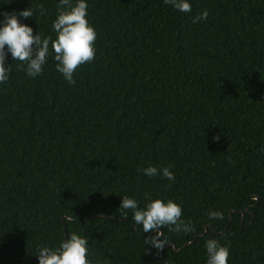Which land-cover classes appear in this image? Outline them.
<instances>
[{"label":"trees","instance_id":"trees-1","mask_svg":"<svg viewBox=\"0 0 264 264\" xmlns=\"http://www.w3.org/2000/svg\"><path fill=\"white\" fill-rule=\"evenodd\" d=\"M58 3L0 0V14L29 7L21 22L55 38ZM190 3L88 0L96 54L74 85L51 56L36 78L6 58L0 264H38L39 246L73 232L93 264H206L208 239L229 247V264H264V0ZM169 165L174 182L138 171ZM125 195L175 201L193 230L164 227L163 249L145 244Z\"/></svg>","mask_w":264,"mask_h":264},{"label":"clouds","instance_id":"clouds-1","mask_svg":"<svg viewBox=\"0 0 264 264\" xmlns=\"http://www.w3.org/2000/svg\"><path fill=\"white\" fill-rule=\"evenodd\" d=\"M172 9L181 13H190V0H164ZM88 0H59L58 12L52 22V36H41L33 33V28L21 22V18L29 19L35 13L27 7L19 12L0 14V86L7 84L10 79L12 66L6 63L10 55L18 67L25 70L30 78L39 77L49 57L55 61V71L58 72L69 85L75 84L74 73L81 65L91 63L95 59L94 47L97 33L88 19ZM43 14L44 9H39ZM207 10H203L194 17L193 22L206 19ZM213 142L219 141V136L212 137ZM146 177L159 175L163 179L174 182L176 177L171 171V165L157 168L148 166L139 169ZM146 203L140 206L137 199L130 196L120 198L119 209L123 214L131 210L132 221L142 227L143 233L151 236L145 238V244L161 250L168 244L161 239V228L167 227L171 232L188 233L193 230L192 225L186 223L182 217V206L175 201L162 200L146 196ZM208 218L223 219L219 211H209ZM71 220V217L68 218ZM154 234V235H152ZM206 264H229L230 249L216 239L205 242ZM38 264H93L88 247L87 237L73 232L60 241L58 247L39 246L37 248Z\"/></svg>","mask_w":264,"mask_h":264}]
</instances>
